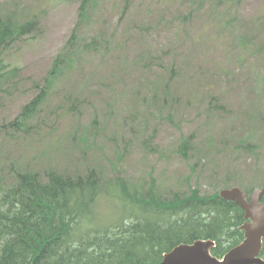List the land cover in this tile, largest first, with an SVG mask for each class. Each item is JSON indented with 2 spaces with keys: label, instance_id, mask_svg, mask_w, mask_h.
Segmentation results:
<instances>
[{
  "label": "rangeland",
  "instance_id": "374dc122",
  "mask_svg": "<svg viewBox=\"0 0 264 264\" xmlns=\"http://www.w3.org/2000/svg\"><path fill=\"white\" fill-rule=\"evenodd\" d=\"M80 7L79 0H0V11L36 14L43 28L7 53L8 62L22 68L18 87L0 95V146L5 142L11 157L35 168L94 165L109 176L147 182L154 176L163 190L187 188L189 177L207 195L235 186H254L249 195L264 188V131L253 120L264 111V0H246L236 11L215 8L211 0H102L86 31L105 29L122 46L115 56L87 62L85 75L94 76L84 81L93 92L83 97L82 111L61 107L79 83L75 76L42 111L41 135L18 145L7 142L3 125L39 93L35 83L44 84L78 24ZM148 45L162 54L161 66L149 74L126 71ZM138 80L143 86L170 82L180 102L170 99L166 106L164 94L153 101L148 88L133 96L129 89ZM217 106L224 113L213 112ZM254 132L253 146L238 147L235 156L202 151L215 139H228L234 147L239 134L249 139ZM185 137L198 148L194 160L179 150Z\"/></svg>",
  "mask_w": 264,
  "mask_h": 264
},
{
  "label": "trees",
  "instance_id": "16d2710c",
  "mask_svg": "<svg viewBox=\"0 0 264 264\" xmlns=\"http://www.w3.org/2000/svg\"><path fill=\"white\" fill-rule=\"evenodd\" d=\"M79 1L78 24L53 60L44 84L35 83L39 93L13 121L3 125L1 133L7 142L18 145L39 135L42 111L52 96L62 92V83L71 82L75 76H80L79 83L61 107L79 114L87 102L83 98L86 92H93L90 83L84 81L94 76L85 75L87 62L105 60L120 50L122 45L109 31H86L94 20L93 8L102 0ZM211 1L215 8L227 5L236 11L246 0ZM19 12L0 11V95L18 87L22 79V68L8 62V51L19 40L43 32L36 14ZM161 59L162 54L148 45L125 68L149 74L161 66ZM176 66L170 67L171 78ZM145 85L138 80L129 91L136 96L148 88L154 93L153 101L164 94L166 106L170 99L173 104L180 102L175 100L170 82ZM116 86L109 84L110 88ZM138 102H143V95ZM223 110L217 106L213 112ZM253 120L264 131V111H258ZM255 137V132L249 139L239 134L234 147L228 139H215L209 148L200 147L203 153L217 149L235 156L241 146L252 147ZM4 143L0 146V264H159L175 246L198 239L215 240L212 252L222 258L245 238L241 228L246 221L244 209L219 193L203 194L192 186V177L187 179V188L163 190L154 176L148 182L109 176L94 165L77 170L35 168L21 162L19 156L11 157ZM179 150L189 159L198 156L192 137L183 138ZM253 187L245 191L249 194ZM261 256L264 258V248Z\"/></svg>",
  "mask_w": 264,
  "mask_h": 264
},
{
  "label": "water",
  "instance_id": "95a60500",
  "mask_svg": "<svg viewBox=\"0 0 264 264\" xmlns=\"http://www.w3.org/2000/svg\"><path fill=\"white\" fill-rule=\"evenodd\" d=\"M220 196L237 202L244 209L246 221L241 227L245 231L244 240L222 258L212 252L215 240L181 243L167 252L159 264H264L261 256L264 248V188H255L249 195L235 186L222 189Z\"/></svg>",
  "mask_w": 264,
  "mask_h": 264
}]
</instances>
